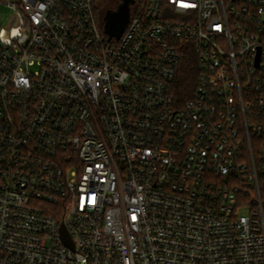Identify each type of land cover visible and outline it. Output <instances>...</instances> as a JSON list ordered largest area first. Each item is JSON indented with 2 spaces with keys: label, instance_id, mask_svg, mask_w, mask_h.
Returning <instances> with one entry per match:
<instances>
[{
  "label": "built area",
  "instance_id": "obj_1",
  "mask_svg": "<svg viewBox=\"0 0 264 264\" xmlns=\"http://www.w3.org/2000/svg\"><path fill=\"white\" fill-rule=\"evenodd\" d=\"M96 1L0 0V264H264V0Z\"/></svg>",
  "mask_w": 264,
  "mask_h": 264
},
{
  "label": "water",
  "instance_id": "obj_2",
  "mask_svg": "<svg viewBox=\"0 0 264 264\" xmlns=\"http://www.w3.org/2000/svg\"><path fill=\"white\" fill-rule=\"evenodd\" d=\"M132 3L133 0H123L115 11L106 12L103 17V32L109 40H117L122 35L129 16V5ZM15 23V19H13L6 29L5 37H10L11 29L15 26ZM62 235L64 241L68 243L69 240L64 229H62Z\"/></svg>",
  "mask_w": 264,
  "mask_h": 264
},
{
  "label": "trees",
  "instance_id": "obj_3",
  "mask_svg": "<svg viewBox=\"0 0 264 264\" xmlns=\"http://www.w3.org/2000/svg\"><path fill=\"white\" fill-rule=\"evenodd\" d=\"M107 11H112V9L106 10L103 16L99 18V21L103 22V17L105 16ZM95 14L97 15L96 8H95ZM195 76H196V71L193 64H188L185 62L175 82V87H174L175 94L177 96H182L186 92H190V94L191 92L193 93L195 87Z\"/></svg>",
  "mask_w": 264,
  "mask_h": 264
},
{
  "label": "rangeland",
  "instance_id": "obj_4",
  "mask_svg": "<svg viewBox=\"0 0 264 264\" xmlns=\"http://www.w3.org/2000/svg\"><path fill=\"white\" fill-rule=\"evenodd\" d=\"M120 1L121 0H97L95 4L97 18L102 17L104 12L108 9H112V11H115ZM135 1L139 3L144 0H135ZM12 15L13 13L11 12V10H9L4 4H0V28H6L8 26ZM99 27L101 28V30L103 29V23L101 25L100 21H99Z\"/></svg>",
  "mask_w": 264,
  "mask_h": 264
},
{
  "label": "flooded vegetation",
  "instance_id": "obj_5",
  "mask_svg": "<svg viewBox=\"0 0 264 264\" xmlns=\"http://www.w3.org/2000/svg\"><path fill=\"white\" fill-rule=\"evenodd\" d=\"M122 1H123V0H121L119 4H121V3H122ZM119 4H118V5H119ZM118 5H117V7H118Z\"/></svg>",
  "mask_w": 264,
  "mask_h": 264
}]
</instances>
